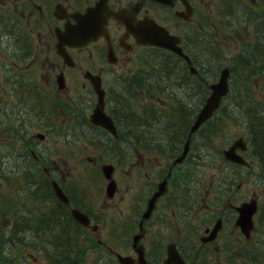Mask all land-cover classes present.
<instances>
[{
  "label": "flooded vegetation",
  "instance_id": "1",
  "mask_svg": "<svg viewBox=\"0 0 264 264\" xmlns=\"http://www.w3.org/2000/svg\"><path fill=\"white\" fill-rule=\"evenodd\" d=\"M93 6L96 9L92 15L94 22L98 21L100 11L111 10L106 17V34H100L83 45H59L58 33L64 31L65 26L76 24L83 18L82 14ZM212 9L216 14L208 12ZM145 19H153L170 33L178 35L179 44L192 64L193 61L197 62L193 57L197 45H205L223 58L227 53L228 58H234L242 56L245 45L253 50L260 47L264 40V0H0V86L4 90L7 86L11 87L19 95L18 100L22 105L30 106L35 116L39 113L40 117L36 116L39 120L42 121L43 116V121L50 123L48 127L51 129L48 131L57 138L67 137L71 128L80 121L77 124L78 131L84 130L89 134L86 135L89 137L86 144L97 154L88 156L87 160L100 161L101 169L102 165L109 164L114 179L112 188L107 187L108 180L104 186L92 184L95 190L92 194L100 198L95 200L84 185L53 178L63 176V170L73 168L74 165L67 158L53 156L51 162L46 163L41 160V155L28 149L34 161H28L26 157L21 162L22 166L41 167L50 177V181L48 178L41 189L38 187L40 190L33 191L31 187H26L27 193L32 194L44 209H39L36 201L28 207L26 204L10 202L5 210L8 215L6 226L11 229L14 226L11 213L15 218H26L33 216L26 211H32L37 213L41 222L46 215H57L60 212L73 217L72 208H77L87 215L89 224L77 223L96 241L78 242L79 254L75 251V245L68 246V253L60 254V263L123 264L118 258V254H122L130 256L133 261L131 264H164L169 249L178 252L188 263L212 264L210 258L213 249L217 253L214 263L221 264V254L227 263H234L233 251L237 244L235 246V242L227 238L220 245L217 240L227 228L230 229L229 232L237 231L246 238L236 224V206L252 196L234 202L231 191L226 190L227 198L220 209L216 210L214 219L204 225L198 237H193L200 228L198 215L201 207L209 205L205 203L209 191L202 198L197 177L200 162L188 155L198 130L191 132L185 156L182 160L175 161L183 150L190 125L180 148L182 150L170 157L168 135L162 133V136H157L152 129H146L145 132L139 130L140 127L132 123L137 119L133 114L134 109L120 112V97L117 94L120 90L112 82L120 79L123 67L133 58V52L156 47L172 52L179 61L187 63V59L181 54L137 40L134 32L128 30L125 20L136 24ZM185 23L190 28L187 32L182 30ZM63 52L68 53L70 58L65 59ZM227 65L231 73L232 64ZM27 68L31 70L30 76L25 73ZM42 71L45 83L43 89H38V79L31 80L35 73ZM199 74L200 71L193 75ZM96 81H100L104 90V111L113 121L114 131L90 119L97 101V91L94 88ZM230 85L232 86V80ZM145 100H136L140 109L142 105L155 104L151 99ZM10 105L11 99L8 107ZM4 116L9 120L20 119L21 122L30 118L9 116L7 112ZM8 132L9 129L6 133ZM42 133L43 137L37 136L36 132L33 135L36 139L43 140L45 133ZM247 151L248 146L241 151L246 158ZM108 152L113 154L109 155ZM102 154L107 158H102ZM236 164L247 169L251 166ZM123 166L127 168L124 172L130 176L129 184L127 180L120 183V177H116L117 168ZM30 172L32 177L29 183L33 181L36 172L41 174L38 170ZM52 180L60 186L67 202L55 193ZM187 183L191 185V189L187 195L182 194L180 189ZM45 185L47 195L44 196L40 191ZM240 186L241 182L235 187L239 189ZM221 187L225 189L222 185ZM129 188L131 193L127 196L125 194ZM157 191L161 192L154 196ZM253 197H256L254 193ZM114 218L117 222L111 223ZM23 222L25 226L20 229L19 224ZM39 225L44 227V224ZM100 227L105 231L104 235L99 233ZM26 228L35 229V226L18 219L15 232L20 233ZM114 230L117 237L122 233L130 234L129 240L123 242L107 236ZM69 231L71 232L67 235L79 229L73 226ZM211 234L212 238H207ZM76 235L78 233L73 234ZM68 237L64 238L65 241L69 240ZM70 239L73 240V237ZM235 239L242 249L248 244ZM214 241L216 242L213 243ZM88 246L91 250L89 258L84 250Z\"/></svg>",
  "mask_w": 264,
  "mask_h": 264
},
{
  "label": "rangeland",
  "instance_id": "2",
  "mask_svg": "<svg viewBox=\"0 0 264 264\" xmlns=\"http://www.w3.org/2000/svg\"><path fill=\"white\" fill-rule=\"evenodd\" d=\"M208 12L213 15L216 14L215 10H208ZM226 20V17H225ZM225 23V22H224ZM219 24V23H218ZM187 25L184 24L182 26V30L184 32H187V29H190ZM220 25V24H219ZM221 26V25H220ZM264 27V25H263ZM197 49L193 53V57L196 59V63H198V69L202 68L204 69L203 72V78L204 82L202 84H193L188 85L189 82H191V76L186 75L185 70L184 74L182 73V66L178 65L176 61H170V64H162L160 66L153 67L154 69H150L148 63H155L157 61L156 57L153 55V53H150V50L140 49L139 51L133 52L132 56L133 58L130 60V62L123 67L122 74L120 79L115 80L112 82V84H116V89H119L120 91L117 93L119 95L118 105H120V112L125 113L127 111H131V109H134V115L139 118L140 117V108L138 107L139 103L142 102L143 99H150L147 97L148 95H144L146 97H140L139 94H136L137 85H128L125 86L123 89L121 88L123 84V79L125 78H132L135 76V74L142 73L143 71L148 72V75L156 78V81L154 82H140L139 85H147L151 86L152 88L150 92L154 95H151L152 98L155 100V102L159 107V110L156 109L155 105L150 104L149 108L153 111V118L152 120V131L157 136H162V133H165L168 135V143L172 144H179L181 143L180 136L183 133V127L182 123L185 121L186 125L193 119L196 110L202 105L204 99L207 96L208 93V85L207 82H214L217 79V76L219 75V69L220 67L224 66L225 64H228L230 59L233 57H229V53H227V56L225 58L218 56L211 48L206 47L205 45H197ZM249 46H244L243 52L248 54L252 57H257L261 52H264V40L261 41L260 47H256L255 49H251L248 52ZM1 50V49H0ZM248 52V53H247ZM136 56H135V55ZM147 58V62H146ZM1 57H0V65H1ZM196 65V64H195ZM260 68V66H258ZM138 70V71H137ZM188 68L186 69V71ZM217 70V71H216ZM44 71V70H43ZM42 72H39V74L35 73V77L31 81H37L38 89H43L45 79L44 74ZM214 71V74H210L209 72ZM31 70L27 68L25 70V73L29 76ZM136 74V75H137ZM181 75V76H180ZM184 75V78H183ZM234 76L235 80L240 79L239 75H235L232 71V75ZM230 76V78H231ZM256 76V74L254 75ZM257 76L258 73H257ZM1 77V75H0ZM136 77V76H135ZM194 78V76L192 77ZM117 81V82H116ZM111 83V81H110ZM77 86V85H76ZM158 86L163 87L162 90H154L153 88H157ZM237 86V85H236ZM250 91L252 93V96L255 99H261V96H264V80H260L256 78L253 82L250 84ZM167 90L172 89L173 92H175L174 96L172 95H166L165 89ZM203 88L205 89L204 93ZM232 88V86H231ZM233 85V91H230L229 96H227L223 100L222 109L218 110L215 115L213 116L212 120L207 123L205 128L197 133L194 136V139L191 142V147L189 151V157L191 159H196L200 162L199 165V171L197 172V177L199 179V185L201 189V196L204 198L206 191L208 190V194L205 198V203L209 204L208 206H202L201 210L199 212V221H200V228L197 230L196 234L193 235V237H198L199 234L202 232V229L204 228V225L210 221L213 220L216 216V210L220 209V206L224 202V200L227 198V191L229 190L232 193V199L234 202L243 199L244 197H249L254 195L257 196V199L259 203L262 202L264 198V187L260 185L259 181V175L260 174V167L258 166L256 160L251 157H249V160L251 162V166L247 168H242L236 163H231V161L226 160L223 158L221 150L226 148L231 141H233L234 138H236L239 135H242L245 140H248L247 142L250 143L247 135V129H246V120H247V113L246 111L250 109L249 103L246 98H243L245 102H241V99H237L235 101H232L233 97H235V90ZM238 89H240L237 86ZM168 92V91H167ZM145 94V93H144ZM167 96L166 106H163L162 109V102H163V96ZM172 96V97H171ZM139 97V98H137ZM248 97V96H247ZM19 95H16L14 93V90L11 87L6 88L4 90L0 86V121L5 120L6 117L4 116V113L7 112L9 116H30L28 120L24 121V124L26 125V134L32 136L33 139V146L30 148L34 150L37 154L41 155L43 160L46 163L51 162V158L54 157H65L68 159V161L73 164V168L69 170H63V176H53L57 180L65 181V182H72V183H78L79 185H84L86 187V190L90 192L91 194L95 192L94 187H92L93 183L97 185L104 186V184L107 182V179L103 176L100 166V161L98 162H92L90 160H87L88 156H96V152H93L91 150L90 146H87V141L89 137L86 135L84 130L78 131L77 124H80L81 122L78 121L74 127L71 128L70 134L61 139L57 138L55 135L51 134L48 129H51L48 127L50 123H46L43 121L44 117L41 116L42 121L39 120L37 117H40L37 113V117L31 110L30 106L22 105L19 100ZM11 99V105H9V100ZM138 99V102L136 100ZM7 100V102H6ZM165 100V99H164ZM179 100H181V108H179ZM28 101L31 102V100L28 98ZM6 102V103H5ZM173 103H176V112L175 113H169L170 112V106L173 105ZM7 104V106L3 105ZM33 104V103H29ZM225 107V111L232 113V117L229 118L228 116H222L223 108ZM129 109V110H128ZM163 110V113L160 112V110ZM174 109V110H175ZM10 111V112H9ZM190 112L189 118L187 116V112ZM258 110H255L254 113H257ZM32 112V113H31ZM245 112V113H244ZM131 114V113H129ZM259 114V113H258ZM180 115V121L178 122L174 116ZM222 117L223 122H217L216 120L218 118ZM214 123H217L220 125V127L216 126ZM8 130L7 127L1 125L0 123V228L3 232V235L5 236L7 233L10 232L11 227L6 226L8 215L5 213V210L8 207V204L12 202L13 204H26V205H33L35 204V201L38 202L35 197L32 194L27 193L26 191V182L24 181L23 176L19 175V169L13 168L16 163H18L19 166H22L23 162L21 160V156L24 155L22 153L23 146L26 147L27 145H24L21 140H18L14 142V144L9 145L7 143L6 133ZM85 130L87 128L85 127ZM37 131H42L45 133V138L43 140H38L34 137V133ZM164 134V135H165ZM172 135V138L170 139L169 135ZM10 149L15 150L16 152H13V155L9 156ZM29 149V148H28ZM29 149V150H30ZM36 150V151H35ZM202 152V153H201ZM22 153V155H21ZM178 153V152H176ZM57 155V156H56ZM247 155V152H246ZM8 156V157H7ZM46 156V157H45ZM102 158H107L106 155L102 154ZM50 158V159H49ZM18 161V162H15ZM22 162V163H21ZM41 167H38V171H41V174L35 173L33 176V181L30 182V186L33 191H37L41 185L44 186L46 184L48 178L50 181V177L46 175L42 169H39ZM127 168L125 166L118 167L116 170V177L119 178V182L123 183L124 180L128 181L129 184V174L125 173L124 171ZM99 181V182H98ZM256 181V182H255ZM241 182V186L239 189H236V184ZM258 183V184H257ZM221 185L225 188L223 189ZM37 187V188H35ZM39 189V190H40ZM191 189V185L189 183L185 184L184 187L180 189L182 191V194L188 193V191ZM131 188L128 189L127 194L130 195ZM90 195V194H89ZM263 195V196H262ZM105 196V193L103 192V197ZM97 195L92 194V198L97 200ZM92 199V200H93ZM98 200L100 198L98 197ZM39 209H44L41 204L38 202ZM211 209V210H210ZM210 211V212H209ZM208 212V213H207ZM215 215V216H214ZM256 217V214H255ZM18 219H22V221L26 220L27 218L20 216ZM44 219V227L36 230L32 228H26L24 231L20 233H14L16 234V238L11 243V246L14 248H11V250H15L14 252L19 250V257L17 258V261H19V264H65L60 263L58 260L61 259L60 254H66L68 253V246L75 245V251L77 254H79L78 249V241L81 238L80 231L75 232L72 231L71 234L67 235V233L71 232L69 229H71L73 226L70 225V223L67 222H60V226L62 229V232L65 235L60 236L59 241L56 244H49L51 245L48 250L51 252L52 260H48V256H46V252L43 250V241H45V236L48 231V228L52 226V224L56 223L57 221V215H46L43 217ZM112 222H117V220L114 218ZM25 226V223H20L19 228L22 229ZM229 228H227L224 233L222 232V237H220L217 242L220 245L224 244L225 239H230L235 244H238V241L235 239H239L241 243H248L252 245V241L255 239L254 234L257 231V227L255 226V229L251 233L250 237L244 238L239 234L237 231L229 232ZM105 231L99 228V233H104ZM115 230L110 233L106 231V234L108 233L109 237L115 240H120L123 242H127L129 240L130 234L122 233L120 237H117L114 234ZM77 234L76 236H73V234ZM98 233V231L96 232ZM114 234V235H113ZM253 234V235H252ZM104 235V234H103ZM69 236V240L65 241V237ZM73 237V240L70 239ZM235 237V238H234ZM63 238V240H62ZM90 238V237H89ZM94 239V238H90ZM89 241V240H87ZM94 241H96L94 239ZM89 241V242H94ZM214 241L213 243H215ZM252 242V243H251ZM6 243V241H5ZM8 244L4 245V249H6ZM78 246V247H77ZM255 246V244H254ZM90 246L87 248H84L86 250V253L88 254V258L90 257L91 250L89 249ZM10 253V252H9ZM36 257L33 259V257ZM217 256V253L215 249H213L212 256L210 258L212 264L214 263V258ZM9 257V256H8ZM12 257V256H10ZM221 258V264H229L225 259L222 258V254L220 256ZM242 258L244 261L249 262V255H242ZM251 258H254L258 260L256 257L252 256ZM238 259L239 264H244V261L240 258ZM259 261V260H258ZM17 264V263H15ZM78 264V263H77ZM124 264V263H123ZM131 264V263H130ZM219 264V263H217Z\"/></svg>",
  "mask_w": 264,
  "mask_h": 264
},
{
  "label": "trees",
  "instance_id": "3",
  "mask_svg": "<svg viewBox=\"0 0 264 264\" xmlns=\"http://www.w3.org/2000/svg\"><path fill=\"white\" fill-rule=\"evenodd\" d=\"M149 50H150V53H153V55L157 59V61L155 63L149 64L147 62V58H146V62L150 66L149 67L150 69L151 68L154 69L153 67L160 66L162 64H170V59H172L171 56L177 57V55L173 54L172 52L166 51V50H163L160 48L153 47V48H150ZM173 61H176V60H173ZM228 63L232 64L231 72L233 71V73L235 75H239V77H240V79L235 80L234 76H232V88H231V90L233 91V85H234V87H235L234 90L236 92L235 96L238 97V98L233 97L232 101H235L237 99L242 98L241 102H245V100L243 98H246L248 103H249V106H250V109L246 111V113H247V120H246L247 127H246V129H247L248 138H250L249 139L250 143L248 142V148L251 147V157H253L256 160L258 166L260 167V174H258V175L260 176V178L264 182V96H261L260 97L261 99H255L252 96V93L250 91V88H251L250 84L256 78H258L260 80H264V73H263L264 72V52H261L259 54V56H257V57L249 56L248 54L243 52L242 56H235L234 58L230 59V61ZM258 66H260V68ZM209 73L214 74V71L209 72ZM257 73L259 76H257ZM136 74H135L136 77L133 76L130 79H128V78L123 79V84H122L121 88L123 89L125 86H128V85H137L138 88H137L136 94H139L140 97H146L144 95H148L147 97H149L152 100V102L155 103L153 105H155L156 109L159 110V107H158L159 104H156L155 100L150 95V92H145V90H148V89L139 86L140 82H154V81H156V78L149 76L148 72H145V71H143L142 73H139L137 75ZM182 74H184L183 71H182L181 75ZM255 74H256V76H254ZM191 75H193V74H191ZM193 76L197 77L196 75H193ZM236 85L240 89H238ZM204 91H205V89L203 88L202 92L204 93ZM208 91H209V87H208ZM137 98H139V97H137ZM174 104H176V103H173V105L170 106V112L169 113H175L176 112V109H175L176 105H174ZM162 109H163V105H162ZM224 109H225V107L223 108L222 116H225V117L228 116L229 118H231L233 116L232 113L230 112V114H229V112L225 111ZM255 110H258L257 113H254ZM216 121L219 123L223 122L222 117L218 118ZM0 123H1V125L5 126L9 129V132H8L9 135L6 134L7 136L5 137L6 138L5 140H7V143H9V145H11V143L13 145L15 140L18 141L20 139H21L22 143H24V145H27V143H28L27 139L28 138H30L31 141L33 140L32 136L26 135V129H25L26 125H24V122H21L20 119L10 118L9 121L2 120V121H0ZM185 124H186V122L184 121L182 123V126H184ZM214 124L216 126L220 127L219 124H217V123H214ZM169 137L171 139L172 135L170 134ZM8 150L10 151L9 156H11V154L13 155V151H15V150H12V151L10 149H8ZM22 153L24 155H22ZM22 153H21V155H22L21 160H24V158L27 157L28 161H34L32 159L33 156L31 155V153L27 147L23 146ZM28 161H26V162H28ZM15 162H18V161H15ZM12 167L20 170L18 174L23 176L24 181L27 183L25 188L31 187L30 183H29V180H31V177H32L30 171H37L38 167L35 165H28V166L14 165ZM39 169H41V168H39ZM262 186L264 187V183L262 184ZM46 188H47V185H45V188H43L42 191H40V193L44 196L47 195V189ZM25 206L28 207V205H25ZM27 212L29 214L32 213L31 215L34 216V217L33 216H26L27 222H29L31 225L35 226L36 230L41 229L39 224H44V219H41V222H40L37 213L32 212V211H26V213ZM11 216H13L12 218L15 221V223H14L13 228L10 229V232L4 236L3 232L1 231L2 228H0V264H15V263L18 264L17 258L19 257V250L16 252H14L15 250H11V248H13L11 246V243L17 237L16 234H14V233H16L15 229L17 228V223H18L17 218L18 217L15 218L12 213H11ZM62 221L70 223L71 226H76L79 229L80 234L82 236L79 240H77L78 242H83V241H87V240L94 241V239L90 240L87 233L82 229L81 225L79 223H77V221L73 217H71L70 215H68L64 212H60L59 214L57 213V221H56V223L52 224V226H50L48 228V231H47L46 236H45V241H43V250L46 252V256H48V260H50V259L52 260L51 252H50V250H48L51 246V245H49V243L50 244H52V243L56 244L59 241L60 236L65 235L62 232V229L60 226V222H62ZM255 226L257 227V231L254 234H257V235H255V239L252 241L253 242L252 245L250 244V246H249L250 249L249 250L246 249L244 251H241L242 252L241 255H243V254L249 255V262H247V263L242 258V260L244 261V264H264V236H262L264 234V198L259 205V210H258ZM5 241H6V243H5ZM5 244H8L6 249H4ZM254 244H255V246H254ZM234 245L236 246L235 243H234ZM237 246H238V244H237ZM10 256H12V257H10ZM252 256L256 257L259 261L254 259V258H251ZM232 260L234 261V263L231 262V264H239L237 262L238 259H235L234 256H233ZM52 263L54 264L53 260H52Z\"/></svg>",
  "mask_w": 264,
  "mask_h": 264
},
{
  "label": "water",
  "instance_id": "4",
  "mask_svg": "<svg viewBox=\"0 0 264 264\" xmlns=\"http://www.w3.org/2000/svg\"><path fill=\"white\" fill-rule=\"evenodd\" d=\"M95 11L96 9L94 6L90 7L86 10V13L82 14L83 18L79 20L76 24L65 26L64 31L58 33V37H59L58 44L62 45L63 43H68L69 45H83L87 43L89 40L96 38L100 34H106L107 32L106 17H107V14L111 12V10L105 11V12L104 10L100 11L101 15L98 17L97 22L92 21V18H93L92 15ZM114 14L115 16H117V12H115ZM125 22H126L128 30L134 32L139 42L156 44L161 47L168 48L178 54L183 55L188 60V62H190L189 56L183 52V48L179 44V36L176 34L170 33L165 27L159 25L153 19H149V20L145 19L136 24H133V22L129 20H125ZM63 56L65 59L70 58L68 53L63 52ZM193 67H192V71L193 73H196L197 69ZM229 75H230L229 66L226 65L220 69L219 76L216 79V81L213 83L211 82L209 84L210 92L206 96L202 106L200 107L199 111L196 114L195 119L190 125L189 134L184 143L183 150L181 154L177 158H175V161L182 160V158L187 153L188 146H189V136L191 132L196 130L203 122H205L207 119H209L212 116L215 109L218 108V106L220 105L222 96L227 94L229 90ZM94 88L97 91V101L92 111L93 118L91 119L95 123L103 122V120L110 122L109 120L111 119L110 116L107 115L104 111V90L100 85V81L94 82ZM109 129L112 131L115 130L114 124L112 122H110ZM36 135L43 137V133L40 131L36 132ZM236 144L242 147L243 149L246 147V144L243 138L238 137L232 142V144H230L228 147L223 149V153H225L224 154L225 157L228 159H232L233 161L247 164V161L245 160V158L241 154L235 152L234 149H235ZM103 169H105V172H106L105 177L109 179V182L107 183V187L112 188L114 186L113 185L114 179L111 177L112 169L110 168L109 164H105L103 166ZM52 185H53V189L55 193L62 200L67 202L68 199L66 195L61 190L60 186L57 184L55 180H52ZM160 192L161 191H157L154 194V196ZM244 205H246V207L248 208L246 212L247 224L242 226L243 216L238 218L237 223L242 226V227L240 226L242 228V231L248 237L254 225L252 214L257 209L256 199L251 198L249 201H246ZM238 207L239 206H236L237 209ZM71 212H72V216L77 221L81 222L83 225L89 224V218L84 212H82L81 210L77 208H72ZM214 231H215V228H213V232ZM212 236L213 234L209 235L207 238L210 239L212 238ZM174 256H175V259L177 260L175 261L180 264H194V263L185 262L177 252H173L172 249H169L167 260L174 263L173 261ZM118 257L120 261L124 264H130L133 262L132 259L129 258L130 257L129 255L124 256V255L118 254Z\"/></svg>",
  "mask_w": 264,
  "mask_h": 264
},
{
  "label": "bare ground",
  "instance_id": "5",
  "mask_svg": "<svg viewBox=\"0 0 264 264\" xmlns=\"http://www.w3.org/2000/svg\"><path fill=\"white\" fill-rule=\"evenodd\" d=\"M157 1V0H156ZM158 2H159V0H158ZM261 45V44H260ZM244 50V49H243ZM250 51V49H248V52ZM247 52V53H248ZM178 54V53H177ZM171 58L172 59H170V61H173V60H176V62H177V64L178 65H181L182 66V70H183V72H184V70H185V74L186 75H189V76H191V74L193 73V71H192V67L194 66L196 69H198L196 66H198V63H196V62H194L193 61V63L194 64H196V65H194V64H192L191 62V59H190V57H189V59H190V62H188V60H187V63L186 62H184V61H179V58L178 57H176V56H171ZM193 67V68H194ZM188 68V70L186 71V69ZM199 71H200V74L197 76V77H194V78H192L193 76H191V82H189L188 83V85H193V84H202V82H204V78H203V72H204V69H202V68H199ZM232 73V72H231ZM264 73V72H263ZM181 76V75H180ZM183 78H184V75H183ZM215 82V81H214ZM211 83V82H210ZM209 82H207V85H208V87H209V84H210ZM213 83V82H212ZM139 86H141V87H144V88H146V89H148V90H145V92L146 91H150V89L152 88L151 86H147V85H145V84H143V85H139ZM154 90H156V89H158V90H162L163 89V87H160V86H158L157 88H153ZM166 91H165V94L168 96V95H172V96H174V94H175V92H173V90L172 89H170V90H167V88L165 89ZM168 91V92H167ZM230 91H231V85L229 84V90H228V92H227V94L226 95H224V96H222V98H221V103H220V105L218 106V108H216L215 109V111L213 112V114H212V116L209 118V119H207L205 122H203L196 130H198V132L197 133H199L200 131H202L204 128H205V126L207 125V123H209L211 120H212V118H213V116L215 115V113L218 111V109L221 107V105H223L222 103H223V100L230 94ZM209 92H210V87H209V91H208V93H207V95L209 94ZM151 95H154L153 93H151ZM166 95H164L163 96V98L165 99H163V102H162V105L165 107L166 106V101H167V96ZM171 96V97H172ZM235 98H238L237 96H235ZM205 100V99H204ZM1 101V100H0ZM6 102H7V100H6ZM5 102V103H6ZM181 100H179V108H181ZM204 102V101H203ZM203 104V103H202ZM3 105H5V104H3ZM5 106H7V104L5 105ZM9 106V105H8ZM150 106V105H149ZM149 106L146 104V105H142V107H141V109H140V117L139 118H137V119H134L133 121H132V123L133 124H136L138 127H140V129L139 130H142V131H144L145 132V130L146 129H151V128H153L152 127V121H157V120H152V118H153V111L149 108ZM202 106V105H201ZM200 106V107H201ZM200 107L196 110L197 112L199 111V109H200ZM222 108V107H221ZM220 108V109H221ZM219 109V110H220ZM160 112L161 113H163V110L161 109L160 110ZM197 112H195V115H194V119H195V117H196V114H197ZM32 113V112H31ZM106 113V112H105ZM189 115H190V112L188 111L187 112V116H188V118H189ZM175 117V119L179 122L180 121V115H176V116H174ZM91 118H93V116L91 115ZM90 118V119H91ZM182 118V117H181ZM31 119V118H30ZM193 119V120H194ZM26 120H28V119H26ZM92 120V119H91ZM110 120V122H112L113 123V121L111 120V119H109ZM5 121H9V119L6 117V119H5ZM192 121V120H191ZM189 122L187 125L185 124V127H183V133H182V135L180 136L181 137V143H179V144H172V143H169V156L171 157V156H173V155H175L176 154V152H178L179 150H182V149H180L181 148V146H182V144H183V142H184V140H185V138H186V136H187V132H188V127H189V125H191L192 124V122ZM110 122H107L106 120H103V122H96V124L97 123H99L100 125H102V126H104V127H106L107 129H109V126H110ZM95 123V122H94ZM191 123V124H190ZM205 123V124H204ZM204 124V125H203ZM25 125V124H24ZM203 125V126H202ZM202 127V128H201ZM246 127H247V125H246ZM190 128V127H189ZM201 128V129H200ZM196 133V134H197ZM195 134V135H196ZM27 135V134H26ZM194 135V136H195ZM238 137H242L243 138V140H244V137L242 136V135H239V136H237L236 138H238ZM236 138H234L233 139V141L236 139ZM20 139V138H19ZM248 139H250V138H248ZM21 140V139H20ZM28 140V143H27V148H31L34 144L32 143L33 142V140L31 141V139L30 138H28L27 139ZM233 141H231V143L230 144H232V142ZM250 141V140H249ZM27 142V141H26ZM190 143V142H189ZM229 144V145H230ZM245 144H246V147H245V149L247 148V146H248V142H247V140H245ZM228 145V146H229ZM227 146V147H228ZM190 147H191V145H190ZM188 148H189V146H188ZM237 148H240V146L239 145H237L236 144V146H235V152H237L238 153V151H237ZM36 151V150H35ZM164 151H165V148H164ZM190 151V150H189ZM13 152H15V151H13ZM221 152H222V155H223V158L224 159H226V160H228V158H226L225 157V153H223V149L221 150ZM165 153V152H164ZM202 153V152H201ZM108 154H109V152H108ZM111 154H113V153H110L109 155H111ZM189 154V153H188ZM9 155V154H8ZM42 155V154H41ZM250 155H251V147H249L248 148V151H247V157L248 158H245V160L247 161V164H244V165H249L251 162H250V160H249V157H250ZM43 156V155H42ZM41 156V157H42ZM8 157V156H7ZM46 157V156H45ZM166 157H168V155L166 156ZM169 157V158H170ZM50 159V158H49ZM232 160V159H231ZM235 163H240V162H237V161H234ZM234 164V163H233ZM240 164H243V163H240ZM103 166L104 165H102V169L100 170L101 172H102V174H103V176H105V174H106V172H105V169H103ZM110 173H111V171H110ZM259 181H260V185H262L264 182H263V180L260 178V176H259ZM256 182V181H255ZM258 184V183H257ZM168 187V186H167ZM109 192V191H108ZM166 192V191H165ZM263 196V195H262ZM52 197V196H51ZM253 197V196H252ZM244 203L245 202H242L241 204H239V207H238V209H237V211H238V215H237V220H238V218L239 217H242L243 216V218H242V222H243V224H242V226L243 225H245V224H247V221H246V212H247V210H248V208L246 207V205H244ZM58 205V204H57ZM211 210V209H210ZM210 212V211H209ZM208 213V212H207ZM256 219H257V217H255V219L253 220V223H254V225H253V228L251 229V232H250V235H251V233L253 232V230H254V228H255V223H256ZM241 226V225H240ZM241 226V227H242ZM263 231V230H262ZM261 231V232H262ZM241 232L243 233V235L246 237V238H248V237H250V235L247 237L245 234H244V232L241 230ZM259 232V231H258ZM253 235V234H252ZM262 236H264V234L262 235ZM252 243V242H251ZM249 250L250 248H249V245L248 244H246V246L244 247V249H242L240 246H237L236 248H235V250L233 251V256H234V258H240L241 260H242V255H241V251H244V250ZM206 257V256H205ZM168 258V257H167ZM167 258H166V261H164V264H180V263H178V262H176L177 260L176 259H174L173 258V261H174V263L173 262H171V261H168L167 260ZM176 260V261H175ZM176 262V263H175Z\"/></svg>",
  "mask_w": 264,
  "mask_h": 264
}]
</instances>
